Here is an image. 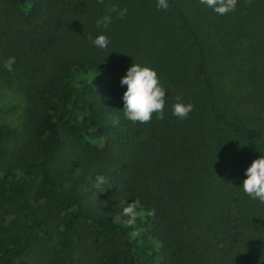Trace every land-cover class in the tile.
I'll return each instance as SVG.
<instances>
[{"label":"trees","instance_id":"1","mask_svg":"<svg viewBox=\"0 0 264 264\" xmlns=\"http://www.w3.org/2000/svg\"><path fill=\"white\" fill-rule=\"evenodd\" d=\"M100 33L103 49L89 38ZM132 62L166 89L163 119L123 117ZM8 95L23 122L0 158V264H264V203L239 188L264 155V0L224 15L199 0H0ZM177 96L192 104L184 119L171 114ZM73 163L97 205L60 193ZM58 231L75 234V251L56 246Z\"/></svg>","mask_w":264,"mask_h":264},{"label":"clouds","instance_id":"2","mask_svg":"<svg viewBox=\"0 0 264 264\" xmlns=\"http://www.w3.org/2000/svg\"><path fill=\"white\" fill-rule=\"evenodd\" d=\"M199 3L210 9L217 15L234 11L237 0H199ZM155 6L158 9H167L168 0H155ZM108 13H116L123 17L127 12L126 8H117L113 5L107 10ZM111 15L105 14L101 16L96 23L107 28L111 22ZM94 46L105 48L108 45V37L103 33L97 34L95 37H89ZM15 63V57H8L3 61V68L12 71ZM119 84L125 86L121 94L122 114L125 119L130 122L146 123L155 114L156 119H163V108L166 89L160 84L155 69L142 65L140 63H131L126 68L124 74L119 78ZM192 110L190 102H184L179 96L175 97V102L171 105V114L178 119H184ZM115 123V121H113ZM244 178L239 188L244 194L252 199L264 203V155L253 159L243 170ZM97 186L106 184L107 180L102 175L95 176ZM137 201H127L122 207L120 216L126 217L121 221L125 226L133 225L137 212Z\"/></svg>","mask_w":264,"mask_h":264},{"label":"rangeland","instance_id":"3","mask_svg":"<svg viewBox=\"0 0 264 264\" xmlns=\"http://www.w3.org/2000/svg\"><path fill=\"white\" fill-rule=\"evenodd\" d=\"M22 113L21 105L17 100L11 98L9 95L5 101L0 97V158L6 156L15 143L20 140L21 133H19V130L23 122ZM77 165V163H73L69 171L65 170L61 172L60 193L63 196L69 197H86L87 204L93 207L97 205V200L93 199L91 194L87 192L91 187L89 175L85 171H79L80 169ZM71 167H73L72 170ZM3 209L0 205V213ZM45 210H49V206H45ZM58 236L59 238L55 241L57 247L64 248L67 253L75 251L76 237L74 233L58 231ZM39 248L38 245H35L30 251V256L39 253Z\"/></svg>","mask_w":264,"mask_h":264}]
</instances>
